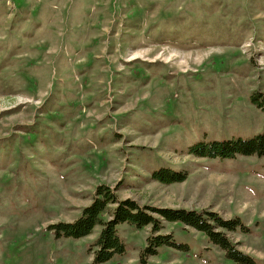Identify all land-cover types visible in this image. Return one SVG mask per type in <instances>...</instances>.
I'll list each match as a JSON object with an SVG mask.
<instances>
[{"label": "rangeland", "instance_id": "rangeland-1", "mask_svg": "<svg viewBox=\"0 0 264 264\" xmlns=\"http://www.w3.org/2000/svg\"><path fill=\"white\" fill-rule=\"evenodd\" d=\"M259 135L264 0H0V264H241L180 222L153 254L151 226L120 224L124 252L96 262L100 227H53L101 185L234 221L230 241L264 264V157L192 153Z\"/></svg>", "mask_w": 264, "mask_h": 264}, {"label": "trees", "instance_id": "trees-1", "mask_svg": "<svg viewBox=\"0 0 264 264\" xmlns=\"http://www.w3.org/2000/svg\"><path fill=\"white\" fill-rule=\"evenodd\" d=\"M192 153L199 158L264 157V135L250 140L201 143ZM154 175L153 179L163 184L186 180L185 174L171 173L166 169ZM117 190V188L112 189L105 185L97 187L92 203L82 211L78 220L73 223L58 224L53 227V230L66 237L81 239L90 236L97 227H100L101 231L95 243V260L102 263L108 261L116 253L124 252V245L117 233V227L120 224L127 223L137 229L151 226L152 236L148 241L147 252L153 254L155 249L161 245H172L171 235H159L163 229V222H180L185 227L206 234L213 244L225 252L228 258L241 264L252 263L251 258L239 250V245L231 242L226 235V232L235 230L237 223L234 221L224 220L219 214L207 211L140 206L134 200L120 199Z\"/></svg>", "mask_w": 264, "mask_h": 264}]
</instances>
